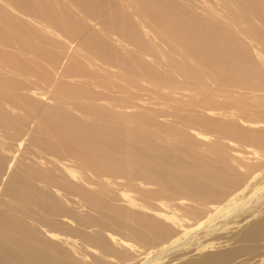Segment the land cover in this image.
Segmentation results:
<instances>
[{
	"label": "bare ground",
	"instance_id": "obj_1",
	"mask_svg": "<svg viewBox=\"0 0 264 264\" xmlns=\"http://www.w3.org/2000/svg\"><path fill=\"white\" fill-rule=\"evenodd\" d=\"M0 264H264V0H0Z\"/></svg>",
	"mask_w": 264,
	"mask_h": 264
}]
</instances>
